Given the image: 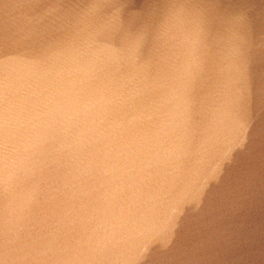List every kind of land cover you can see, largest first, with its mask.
<instances>
[{
	"label": "water",
	"instance_id": "obj_1",
	"mask_svg": "<svg viewBox=\"0 0 264 264\" xmlns=\"http://www.w3.org/2000/svg\"><path fill=\"white\" fill-rule=\"evenodd\" d=\"M54 107L0 264H264V0H0V133Z\"/></svg>",
	"mask_w": 264,
	"mask_h": 264
},
{
	"label": "clouds",
	"instance_id": "obj_2",
	"mask_svg": "<svg viewBox=\"0 0 264 264\" xmlns=\"http://www.w3.org/2000/svg\"><path fill=\"white\" fill-rule=\"evenodd\" d=\"M78 113L68 108L54 107L47 117L23 134L11 138L0 133V195L9 193L17 181L31 173L47 139L64 131ZM26 202H15L14 211L22 213Z\"/></svg>",
	"mask_w": 264,
	"mask_h": 264
}]
</instances>
